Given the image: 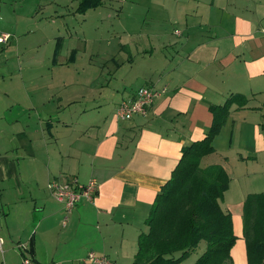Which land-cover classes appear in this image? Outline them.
<instances>
[{"label":"crops","instance_id":"obj_1","mask_svg":"<svg viewBox=\"0 0 264 264\" xmlns=\"http://www.w3.org/2000/svg\"><path fill=\"white\" fill-rule=\"evenodd\" d=\"M214 1L199 19L173 22L176 30L158 35L157 44L147 47L140 39L139 49L120 50L126 58L122 64L112 59L115 70L139 68L141 73L107 97L101 98L105 84L90 87L91 96L83 93L86 87L72 96L75 89L68 91L67 81L48 84L60 90L42 105L28 99V126L17 133L9 130L15 124L7 117L19 105L17 98L0 92V198L11 207L8 189L21 198L28 192V254L35 264H43L40 245L45 244L56 247L46 263L95 264L87 259L91 251L116 264L132 263L156 197L183 148L205 138L213 123L210 107L231 95H244L248 104L232 106L214 141L215 152L202 159L201 167L222 166L230 178L221 206L231 213L238 237L231 256L234 264H248L244 203L249 195L264 193V0ZM214 8L223 15L215 16ZM76 56L74 51L70 58ZM146 86L161 93L148 114L119 119L117 104ZM8 133L18 135L14 152L3 139ZM53 179L98 183L95 199L80 202L65 226L63 205L48 190ZM57 238L72 249L64 248L63 257H56ZM206 248L207 243L200 256Z\"/></svg>","mask_w":264,"mask_h":264},{"label":"rangeland","instance_id":"obj_2","mask_svg":"<svg viewBox=\"0 0 264 264\" xmlns=\"http://www.w3.org/2000/svg\"><path fill=\"white\" fill-rule=\"evenodd\" d=\"M80 1L0 0V38L9 35V39L0 41V92H9L19 104L7 115L8 121L15 124L9 128L12 132L19 133L24 131L22 127L28 126V99L42 105L60 90L48 89V84L67 81L70 85L67 90L75 89L72 96L82 87H86L85 95H94L95 90L91 88L100 89L105 84L101 98L124 88V80L138 78L141 71L124 67L117 72L112 59L122 64L126 49H139L137 40H144L147 47L157 44L158 35L176 30L173 22L184 17L199 19L200 12L212 9L208 5L214 0H102L103 5L89 10L86 16L78 13ZM213 14L223 15L216 8ZM74 51H77L75 61L70 58ZM105 63L107 66L102 70ZM139 86L132 87L136 90ZM118 107L117 104L116 111ZM41 114L42 118L49 116ZM16 134L8 133L3 138L11 145L8 147L11 152L17 146ZM21 155L17 153L19 162ZM7 191L13 205L8 207L0 198V236L4 239L0 264H28V259L30 264H35L28 254V192L21 198L14 189ZM2 207L6 215L2 214ZM7 225L13 228L12 234ZM55 244L60 247L56 257H63L62 250L69 245L58 238ZM204 245L202 242L198 251L180 264H194ZM55 250L56 247L40 245L43 264H52L46 263L45 258H50L49 252ZM58 260L61 259L55 258ZM133 263L134 259L124 264Z\"/></svg>","mask_w":264,"mask_h":264},{"label":"trees","instance_id":"obj_3","mask_svg":"<svg viewBox=\"0 0 264 264\" xmlns=\"http://www.w3.org/2000/svg\"><path fill=\"white\" fill-rule=\"evenodd\" d=\"M102 5V0H82L78 12ZM234 104L243 108L248 98L231 95L224 104L211 106L213 123L205 138L183 148L146 220L148 231L139 236L133 264H180L202 241L206 251L194 264H234L231 251L238 237L231 213L221 206L230 178L222 166L201 167L202 159L215 152L214 141ZM243 220L248 264H264V193L247 197Z\"/></svg>","mask_w":264,"mask_h":264},{"label":"built area","instance_id":"obj_4","mask_svg":"<svg viewBox=\"0 0 264 264\" xmlns=\"http://www.w3.org/2000/svg\"><path fill=\"white\" fill-rule=\"evenodd\" d=\"M7 39H9V35L5 34L0 38V41H5ZM160 94L159 91L152 87L140 88L133 98L125 100L119 105L116 112L118 118L129 121L135 116H146ZM48 190L51 195L63 205L65 212L63 225L65 226L69 220V215L80 202H92L95 199L98 192V183L94 179H90L85 184H79L77 180L64 182L58 179H53L48 183ZM3 245L4 239L0 236L1 251ZM87 259L95 264H116L108 256H97L93 252L89 253ZM29 262V259L26 260V263L29 264Z\"/></svg>","mask_w":264,"mask_h":264},{"label":"water","instance_id":"obj_5","mask_svg":"<svg viewBox=\"0 0 264 264\" xmlns=\"http://www.w3.org/2000/svg\"><path fill=\"white\" fill-rule=\"evenodd\" d=\"M46 117H44V119H45Z\"/></svg>","mask_w":264,"mask_h":264}]
</instances>
